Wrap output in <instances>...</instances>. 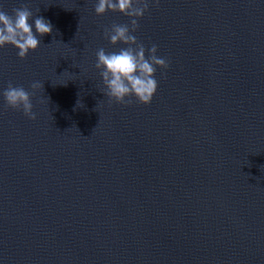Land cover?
Returning a JSON list of instances; mask_svg holds the SVG:
<instances>
[{
    "label": "water",
    "instance_id": "1",
    "mask_svg": "<svg viewBox=\"0 0 264 264\" xmlns=\"http://www.w3.org/2000/svg\"><path fill=\"white\" fill-rule=\"evenodd\" d=\"M97 2L0 0L52 25L0 48V93L43 84L35 120L0 94V264H264V0L150 6L134 35L169 68L128 106L95 64L129 17Z\"/></svg>",
    "mask_w": 264,
    "mask_h": 264
},
{
    "label": "clouds",
    "instance_id": "2",
    "mask_svg": "<svg viewBox=\"0 0 264 264\" xmlns=\"http://www.w3.org/2000/svg\"><path fill=\"white\" fill-rule=\"evenodd\" d=\"M152 5L158 6L159 0H98L94 6L97 15L112 11L129 17L127 24H113L110 28L103 29L104 37L112 45L119 43L126 47L115 52H106L104 48L96 51L95 68L100 70L106 89L103 93L110 102L128 106L133 103L134 97L140 104H151L158 89L155 78L157 68H169V61L157 55V45L146 48L134 35L139 28V19L143 18ZM30 20H33V12L27 5L14 8L12 14L0 8V48L8 44L15 46L21 59L26 58L30 50L35 51L40 46L36 33L41 36L50 34L52 25L43 17H35L33 32ZM161 75L165 76L166 73L162 72ZM30 87L32 92L9 82L8 87L0 94L7 107L22 110L26 117L35 120L37 117L33 112L32 96L35 90L43 88V84L35 81ZM78 105L83 107L79 103Z\"/></svg>",
    "mask_w": 264,
    "mask_h": 264
}]
</instances>
